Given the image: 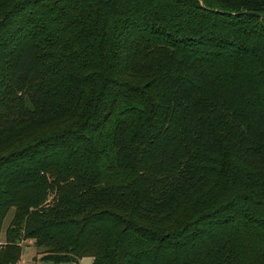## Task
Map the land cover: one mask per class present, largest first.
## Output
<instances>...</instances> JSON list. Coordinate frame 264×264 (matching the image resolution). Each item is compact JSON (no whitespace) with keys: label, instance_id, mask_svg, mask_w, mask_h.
Returning <instances> with one entry per match:
<instances>
[{"label":"trees","instance_id":"obj_1","mask_svg":"<svg viewBox=\"0 0 264 264\" xmlns=\"http://www.w3.org/2000/svg\"><path fill=\"white\" fill-rule=\"evenodd\" d=\"M26 240L264 264V0H0V264Z\"/></svg>","mask_w":264,"mask_h":264},{"label":"rangeland","instance_id":"obj_2","mask_svg":"<svg viewBox=\"0 0 264 264\" xmlns=\"http://www.w3.org/2000/svg\"><path fill=\"white\" fill-rule=\"evenodd\" d=\"M15 210H10L8 216L6 217L3 229L1 232V241L6 240V230L9 227ZM22 255L18 262L15 264H55L45 260L46 250L44 248H38L36 242L33 240H26L22 243ZM92 258H85L79 261V263H65V264H92Z\"/></svg>","mask_w":264,"mask_h":264},{"label":"water","instance_id":"obj_3","mask_svg":"<svg viewBox=\"0 0 264 264\" xmlns=\"http://www.w3.org/2000/svg\"><path fill=\"white\" fill-rule=\"evenodd\" d=\"M244 15H247V16H252V17H256V18H259L261 19L262 16L258 13H251V12H248V13H243Z\"/></svg>","mask_w":264,"mask_h":264}]
</instances>
